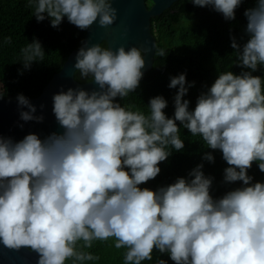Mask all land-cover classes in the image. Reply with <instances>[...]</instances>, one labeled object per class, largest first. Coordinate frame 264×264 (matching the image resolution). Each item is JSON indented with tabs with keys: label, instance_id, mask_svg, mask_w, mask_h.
Masks as SVG:
<instances>
[{
	"label": "clouds",
	"instance_id": "obj_1",
	"mask_svg": "<svg viewBox=\"0 0 264 264\" xmlns=\"http://www.w3.org/2000/svg\"><path fill=\"white\" fill-rule=\"evenodd\" d=\"M190 2L231 21L245 0ZM113 3L28 0L37 22L47 18L58 28L66 18L81 31L94 23L112 26ZM244 16L248 40L241 48L233 38L231 47L236 66L248 71L218 74L192 111L183 99L192 85L185 86L184 74L170 78L168 87L177 89L173 118L165 115L162 96L150 98L147 115L115 102L139 87L145 67L141 50L81 47L74 69L97 89L53 95L52 113L62 133L44 139L27 134L20 141L0 136V245L36 253L37 264L98 260L85 249L110 238L116 249H126L124 264L152 261L154 252L167 254L173 264H264V183H252L247 174L253 163L264 173V79L253 75L264 69V0H255ZM22 54L26 70L45 56L37 40ZM16 99L27 109L20 112L22 121H43L26 97ZM177 122L222 153L228 165L224 183L242 182L240 188L214 200L203 165L189 173L190 180L177 178L156 191L139 187L158 176V165L172 154L168 149H184ZM203 158L214 162L211 154Z\"/></svg>",
	"mask_w": 264,
	"mask_h": 264
},
{
	"label": "trees",
	"instance_id": "obj_2",
	"mask_svg": "<svg viewBox=\"0 0 264 264\" xmlns=\"http://www.w3.org/2000/svg\"><path fill=\"white\" fill-rule=\"evenodd\" d=\"M147 4L150 6V1ZM253 7L255 0H245L236 9L235 19L227 21L210 6L201 8L194 6L190 0H177L168 10L151 20V31L156 39L152 69L143 74L135 92L122 100L117 97L115 102L147 115L150 112V98L162 96L167 101L165 115L173 118L177 89H170L168 85L170 78L184 74L185 86H192L183 99L189 101V110H194L198 97L207 93L218 74L231 71L238 75L242 70L248 71L236 66L238 58L231 43L234 38L242 48L247 42L244 12ZM85 33L68 23L66 18L58 28L51 27L47 18L37 22L28 0H0V93H3V99H16L18 95L38 97L53 74L61 69L68 55L79 48ZM33 40L40 43L45 56L42 62L37 60L26 70L22 64V49ZM101 46L106 47V44L103 42ZM161 49L167 53L163 57L156 55ZM253 75L264 79V69ZM75 78L80 82L90 81V78L80 79L79 72L75 73ZM177 126L184 149L180 152L168 149L172 154L158 165L161 169L158 176L140 185L141 189L156 191L173 184L177 178L190 180L189 173L197 165H203L204 175L212 178L210 195L214 200L242 186V182L224 183V169L228 165L219 150L208 149L201 137L192 136L179 122ZM206 154H211L214 162L206 161L203 158ZM247 174L253 178L252 183H264V173L259 171L256 163ZM114 243V238L95 241L92 248L85 251L99 259L84 264H124L126 249H116ZM158 259L173 264L167 254L157 252L153 253L152 261L142 264H157ZM66 264L73 262L69 260Z\"/></svg>",
	"mask_w": 264,
	"mask_h": 264
},
{
	"label": "water",
	"instance_id": "obj_3",
	"mask_svg": "<svg viewBox=\"0 0 264 264\" xmlns=\"http://www.w3.org/2000/svg\"><path fill=\"white\" fill-rule=\"evenodd\" d=\"M147 1H150L148 6ZM177 0H114L112 7L117 10V20L109 28H100L94 23L86 31L79 48L73 50L64 61L61 69L54 73L35 98H27L36 108L34 116H43L42 122L34 120L24 122L20 112L26 108L18 106L17 99H0V136L20 141L27 134H36L41 139L51 133L61 134L63 129L57 124L52 113L53 95L67 91L69 88L96 90L97 86L90 81L80 82L75 78V57L81 47L105 43L113 50L124 46L127 50L136 47L145 58L143 74L152 69L156 50V39L151 31V20L168 10ZM74 73V76H73ZM37 255L27 249L10 251L0 245V264H37Z\"/></svg>",
	"mask_w": 264,
	"mask_h": 264
}]
</instances>
